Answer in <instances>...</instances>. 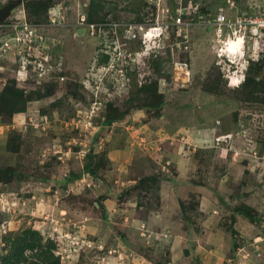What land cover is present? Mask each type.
<instances>
[{
    "label": "rangeland",
    "instance_id": "rangeland-1",
    "mask_svg": "<svg viewBox=\"0 0 264 264\" xmlns=\"http://www.w3.org/2000/svg\"><path fill=\"white\" fill-rule=\"evenodd\" d=\"M261 1L13 10L0 25V93L14 86L27 104L11 115L0 103V166L14 172L0 183V263L32 229L42 243L24 264L45 252L60 264H264V31L217 37L213 25ZM245 72L256 87L239 85Z\"/></svg>",
    "mask_w": 264,
    "mask_h": 264
},
{
    "label": "trees",
    "instance_id": "trees-1",
    "mask_svg": "<svg viewBox=\"0 0 264 264\" xmlns=\"http://www.w3.org/2000/svg\"><path fill=\"white\" fill-rule=\"evenodd\" d=\"M52 0H46V2H36L35 6H32V3L28 5V7H33L35 9V14L37 16H41L44 12L47 11L49 8V3H51ZM93 12L98 14L100 11L98 9V5L94 3V1L91 2V7L90 11L87 14V18L89 22H92L93 19ZM28 52H26L25 55H27ZM107 59V57H106ZM264 63V60H263ZM252 64V63H251ZM249 65L248 67L251 68L253 65ZM261 70V68L258 69V72ZM259 81L257 79V76L254 78L247 77L243 83H239V85L243 86L245 88H253L254 86L256 87V84H258ZM154 91L157 92L155 89ZM254 93H252L253 95ZM5 97V98H4ZM8 99V106L11 110V115L14 114H21L24 113L26 110V104H27V99L25 97V93L22 90L16 89V87H11L8 90H4L3 92L0 93V103H3L1 106H4V101ZM7 104V103H6ZM0 113H2V110L0 109ZM114 121L113 119L109 118L106 119V124H112ZM100 170V164L95 165L94 168H91L90 165H86L84 168V171L86 173H90L91 175L95 176L97 172ZM14 175V172L8 169H5L0 166V183L2 182H10L12 180V177ZM80 175L73 176L72 179H68L69 182H74V180H78ZM146 179L155 180L157 182V179L153 177H146ZM242 214L249 218L251 221H255L256 217L252 215L251 210H247L246 208L243 209ZM42 243V238L40 237V234L36 230L29 229L27 231H24L21 235L17 236L14 239H9L8 244H10L9 251L6 256L2 258V261L0 264H24L28 262V257L26 256V252L29 250H34L36 246H41ZM44 261L46 262L45 264H60V260L54 256L52 252H47L44 253Z\"/></svg>",
    "mask_w": 264,
    "mask_h": 264
},
{
    "label": "built area",
    "instance_id": "built-area-1",
    "mask_svg": "<svg viewBox=\"0 0 264 264\" xmlns=\"http://www.w3.org/2000/svg\"><path fill=\"white\" fill-rule=\"evenodd\" d=\"M262 7L259 8V11L256 9H253V13L250 15H244V16H238L234 21L230 20L227 18L226 13H224L221 10V13H219L216 16V19L213 23V25L217 28V37H222V28L223 26L230 27L231 25H234L236 27V31L234 30L232 32L233 37H236L237 34L236 32L243 31L248 35L247 33L250 32L249 37L250 38H255L257 34L261 31H264V0L261 1ZM85 20V19H83ZM82 20V21H83ZM174 26H179L182 24V19L181 17H177L174 19ZM29 27V24L26 23L24 27ZM19 27H17L18 29ZM92 33L95 34L96 27L95 25L90 26ZM20 38H17V41H19ZM7 45V44H6ZM31 47V46H29ZM30 56V58H29ZM32 58L30 52L27 53V55L23 56L24 61H26L25 65L22 67V69L27 70V65L31 63L32 61L30 60ZM41 66V65H40Z\"/></svg>",
    "mask_w": 264,
    "mask_h": 264
},
{
    "label": "water",
    "instance_id": "water-1",
    "mask_svg": "<svg viewBox=\"0 0 264 264\" xmlns=\"http://www.w3.org/2000/svg\"><path fill=\"white\" fill-rule=\"evenodd\" d=\"M25 0H8V2L0 8V25H2L12 15L15 8L22 5Z\"/></svg>",
    "mask_w": 264,
    "mask_h": 264
},
{
    "label": "clouds",
    "instance_id": "clouds-1",
    "mask_svg": "<svg viewBox=\"0 0 264 264\" xmlns=\"http://www.w3.org/2000/svg\"><path fill=\"white\" fill-rule=\"evenodd\" d=\"M230 64L232 65V64H234V63H231V62H230ZM247 70H248V69L246 68V72H247ZM246 72L242 74V75L244 76V81H245V79H246ZM244 81H242L241 83H243Z\"/></svg>",
    "mask_w": 264,
    "mask_h": 264
},
{
    "label": "bare ground",
    "instance_id": "bare-ground-1",
    "mask_svg": "<svg viewBox=\"0 0 264 264\" xmlns=\"http://www.w3.org/2000/svg\"><path fill=\"white\" fill-rule=\"evenodd\" d=\"M243 57V56H242ZM233 62V61H232ZM244 68V67H243ZM241 70V69H240ZM230 77V76H229ZM233 78V77H232Z\"/></svg>",
    "mask_w": 264,
    "mask_h": 264
}]
</instances>
